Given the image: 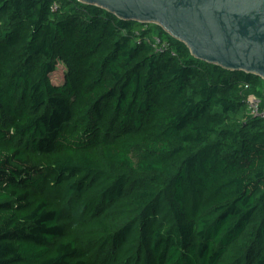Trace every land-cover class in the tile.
<instances>
[{"label": "trees", "instance_id": "obj_1", "mask_svg": "<svg viewBox=\"0 0 264 264\" xmlns=\"http://www.w3.org/2000/svg\"><path fill=\"white\" fill-rule=\"evenodd\" d=\"M250 95L155 24L0 0V264H264Z\"/></svg>", "mask_w": 264, "mask_h": 264}, {"label": "water", "instance_id": "obj_2", "mask_svg": "<svg viewBox=\"0 0 264 264\" xmlns=\"http://www.w3.org/2000/svg\"><path fill=\"white\" fill-rule=\"evenodd\" d=\"M155 24L196 59L264 80V0H77Z\"/></svg>", "mask_w": 264, "mask_h": 264}, {"label": "built area", "instance_id": "obj_3", "mask_svg": "<svg viewBox=\"0 0 264 264\" xmlns=\"http://www.w3.org/2000/svg\"><path fill=\"white\" fill-rule=\"evenodd\" d=\"M246 105L249 114L253 117L264 119V108L260 107V100L253 95L246 98Z\"/></svg>", "mask_w": 264, "mask_h": 264}, {"label": "rangeland", "instance_id": "obj_4", "mask_svg": "<svg viewBox=\"0 0 264 264\" xmlns=\"http://www.w3.org/2000/svg\"><path fill=\"white\" fill-rule=\"evenodd\" d=\"M57 76V75H56Z\"/></svg>", "mask_w": 264, "mask_h": 264}]
</instances>
